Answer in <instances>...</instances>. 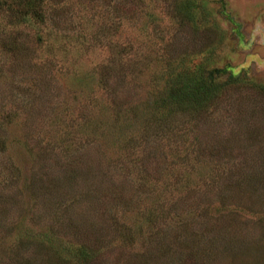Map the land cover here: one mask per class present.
Here are the masks:
<instances>
[{
  "label": "rangeland",
  "instance_id": "rangeland-1",
  "mask_svg": "<svg viewBox=\"0 0 264 264\" xmlns=\"http://www.w3.org/2000/svg\"><path fill=\"white\" fill-rule=\"evenodd\" d=\"M47 5L0 0V264H264V0Z\"/></svg>",
  "mask_w": 264,
  "mask_h": 264
},
{
  "label": "trees",
  "instance_id": "trees-1",
  "mask_svg": "<svg viewBox=\"0 0 264 264\" xmlns=\"http://www.w3.org/2000/svg\"><path fill=\"white\" fill-rule=\"evenodd\" d=\"M63 1L67 2L68 0ZM12 4V9L15 8L13 9L14 11L12 10V13L20 16L29 15L30 18L36 20L40 19L41 23L46 22V17L51 20V16L49 12L47 13L46 9L48 6V0H12ZM182 8L183 15L188 20L194 22L200 18L199 13H197L195 10L196 8H194V5L191 3H189L188 6H182ZM180 9L181 8H179V10ZM7 46L6 43L5 47L9 48ZM193 63L192 60L183 59L179 66L175 68L177 71L181 70L178 74L182 75L180 78L181 84L173 85L170 90L171 92H174V95L172 96L181 101L179 103L177 102L178 104H176L175 101H172V106L175 110L179 109V111L183 110L182 112H191L190 110L192 109H199L203 106V102L205 103L209 101L216 91L217 86L214 87V85H212L215 78L208 73L203 75L200 68H193ZM68 250L70 251L68 257L72 260H76V262H82V264H93L97 258L96 254L89 248V246H81V249L77 250L73 255H71V249L69 247Z\"/></svg>",
  "mask_w": 264,
  "mask_h": 264
}]
</instances>
